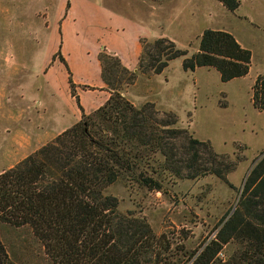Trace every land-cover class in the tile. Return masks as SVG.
Returning a JSON list of instances; mask_svg holds the SVG:
<instances>
[{"label": "rangeland", "instance_id": "1", "mask_svg": "<svg viewBox=\"0 0 264 264\" xmlns=\"http://www.w3.org/2000/svg\"><path fill=\"white\" fill-rule=\"evenodd\" d=\"M238 1L229 12L217 0H0V174L118 93L135 108L152 106L161 122L174 117L177 128L236 163L226 181L176 179L152 165L149 173H162V192L126 181L104 192L155 235L187 253L200 250L264 155V111L252 104L264 75V0ZM205 29L228 32L250 51L246 76L223 83L214 69L184 71ZM161 38L186 55L160 75L144 72L143 47ZM0 241L13 264H51L28 227L0 225Z\"/></svg>", "mask_w": 264, "mask_h": 264}, {"label": "trees", "instance_id": "2", "mask_svg": "<svg viewBox=\"0 0 264 264\" xmlns=\"http://www.w3.org/2000/svg\"><path fill=\"white\" fill-rule=\"evenodd\" d=\"M217 1L229 12L240 6L238 0ZM143 48L149 60L144 72L155 75L186 55L162 38ZM250 64V51L230 33L205 29L182 67L214 69L226 83L246 76ZM252 104L264 111V75L252 87ZM152 165L176 179L213 175L226 181L236 163L177 128L174 117L161 122L152 106L135 108L114 93L84 122L0 174V225L30 228L51 264H264V155L248 173L233 212L190 253L155 235L144 219L119 213L117 199L104 193L118 181L162 192V173H149ZM0 264H13L1 241Z\"/></svg>", "mask_w": 264, "mask_h": 264}]
</instances>
